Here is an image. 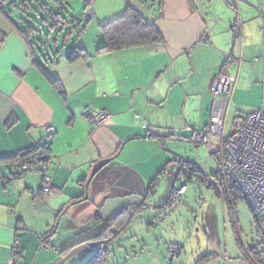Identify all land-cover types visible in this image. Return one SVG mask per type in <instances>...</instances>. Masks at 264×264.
<instances>
[{"label":"crops","instance_id":"1","mask_svg":"<svg viewBox=\"0 0 264 264\" xmlns=\"http://www.w3.org/2000/svg\"><path fill=\"white\" fill-rule=\"evenodd\" d=\"M13 1L16 3L10 7V2H0V159L44 143L45 128L52 127L55 134L47 175L54 193L47 196L41 192L40 167L23 178L4 181L10 176L9 170L6 164L0 165V264H11L16 240L22 264H54L66 249L103 234L106 222L122 211L146 205L148 194H143V188L142 194L127 197L131 193L128 176L113 173L116 177H111V184L110 177L98 178L106 166L87 184L93 166L104 159H116L120 148L125 151L135 141L138 145L131 166L138 171L142 187L152 182L164 167L168 140L179 137L191 142L196 131L208 129L213 107L210 87L222 73L236 78L225 136L234 135L244 118L263 103L264 0H237L241 45L233 31L235 0H92L88 9L92 17L81 35L75 29L88 11L84 0L83 9L78 7L80 14L71 20L64 6L74 0H27V10L34 13L36 6L38 15L46 16L50 25L52 17L60 19L52 26L66 32V39H83L89 31L96 34L92 48L84 41L79 43L84 44L81 48L75 45L73 50H85L86 57L74 62L68 60L73 50H61L60 37L52 46L40 24H35L32 31L40 41L30 45L17 30L19 24L31 27L29 18L27 24L20 17L26 8L22 1ZM128 9L155 24L162 42L98 54L106 42L103 27L120 19ZM40 20L45 22L43 17ZM49 45L52 49H47ZM35 60L58 81L57 85ZM223 102L218 100L220 106ZM87 109L92 114L106 112L110 118L97 126L85 114ZM151 135L164 137V142L149 138ZM214 140L218 165V139L209 146L213 147ZM217 172L205 173L214 175L213 182L210 178L207 183L193 182L208 190L206 203H213L209 219L213 230L223 222L226 234L230 226L238 244L242 219L239 204L244 203L251 211L243 200L237 202L232 213L226 203L223 210ZM186 190L184 196L189 187ZM85 213L95 216L93 227L70 228ZM252 220L255 223L253 215ZM256 230L259 237L258 227ZM204 254H213L214 260L221 258V251L214 248ZM225 258L226 263H244L236 252Z\"/></svg>","mask_w":264,"mask_h":264},{"label":"rangeland","instance_id":"2","mask_svg":"<svg viewBox=\"0 0 264 264\" xmlns=\"http://www.w3.org/2000/svg\"><path fill=\"white\" fill-rule=\"evenodd\" d=\"M64 7L71 16L69 20L77 18L80 14L78 7L83 9V0H74V3ZM15 15L18 14L15 13ZM26 16L37 18L36 14L32 12L29 15H20L25 20L30 18ZM42 17L46 19V16ZM38 22L43 31L50 35L52 46L60 37L58 45L65 52L73 50L75 45L81 48L84 44L79 43H83V41L87 42L90 49L92 48L91 44L97 40L95 39L96 34L92 31H89L80 40L77 39L78 36L66 39V32L59 30L58 27H52L48 21H45L46 23ZM17 23L19 24V22ZM84 24L86 25L87 22L85 21ZM129 145L125 151L122 149L123 151L121 150L116 159L102 170L98 178L110 177L108 183L111 184V177L115 176L114 174L117 177L119 175L128 176L131 182V193L127 197L133 198L137 194H142V188L145 195L151 182L142 187V180L138 176V171L131 166L138 144L133 141ZM216 147V140H214L213 147L208 144L195 145L193 141L190 142L179 137L166 142L164 148L166 150L164 152L166 170L164 174L159 177L154 189L149 193L143 210H138L129 226L111 242L109 256L104 264H198L206 254L204 251L213 248L221 251V258L204 264H230L229 262L226 263L225 257L227 254L232 256V252L243 257L230 226H227V234L223 222L221 225L219 224V229L213 230L214 226L209 221L213 203L212 200L206 203L207 188L198 185L196 182L189 183L187 185L189 191L183 196L180 206L176 209L168 206L171 182L178 169L177 162L172 161L175 159L191 162L196 164L204 173L215 172L219 168L216 162L217 153H214ZM112 170L114 171L112 172ZM157 175H154V178ZM239 207H241L240 216L242 219H240L241 232L238 238L243 246L253 248L257 253H260L264 262V248L257 235V226L253 222L252 215L246 205L241 202ZM214 210L216 212V208ZM219 212L220 221H222L223 213L221 210ZM94 221L95 216L85 213L77 223H72L73 227L70 226V228L75 229L77 225H80L83 230H87L93 227ZM67 235L70 237L71 233H67ZM66 238L64 235L63 239ZM170 247H182V255L180 257L175 256L173 261H170ZM93 254L94 250L90 247H80L65 258L59 257L54 264H87ZM238 263L241 264L240 262H232L231 264Z\"/></svg>","mask_w":264,"mask_h":264},{"label":"built area","instance_id":"3","mask_svg":"<svg viewBox=\"0 0 264 264\" xmlns=\"http://www.w3.org/2000/svg\"><path fill=\"white\" fill-rule=\"evenodd\" d=\"M148 3H154L157 0H146ZM230 2L232 0H225ZM236 5L232 6L237 13L233 31L235 33L236 42L242 44V21L239 17ZM92 11L88 10L84 17L90 19ZM227 74V73H226ZM227 80L221 83L213 82L210 92L213 96V107L211 111L209 126L206 131H196L193 142L195 145L212 144L213 139H218V172L217 179L220 181L223 191L226 193L232 189L239 190L248 204L250 211L256 221L258 229L264 241V99L261 107L248 114L241 123L238 131L227 137L224 134L225 119L228 109V103L231 99L236 78L225 75ZM223 100L224 105L220 106L218 100ZM90 120L97 126L105 124L110 115L106 112L91 113L90 109L85 111ZM55 134V130L46 126L45 139L51 142ZM45 162L46 166L51 163V157L43 155L41 151L34 152L17 162L9 163L8 168L11 172L26 171L31 165L38 162ZM25 177V176H24ZM12 179V178H10ZM179 183V184H178ZM187 183L182 177L175 183L173 192L170 196L171 207L176 209L180 206L181 200L186 193ZM41 190L46 195L54 193V188L48 177L41 186ZM19 242L16 240L14 249L18 250ZM169 253L172 258L182 255L181 247H170ZM11 264H22L19 257L14 255Z\"/></svg>","mask_w":264,"mask_h":264},{"label":"trees","instance_id":"4","mask_svg":"<svg viewBox=\"0 0 264 264\" xmlns=\"http://www.w3.org/2000/svg\"><path fill=\"white\" fill-rule=\"evenodd\" d=\"M5 1L10 2L8 7H10L12 4L16 3L13 0H0V2H5ZM19 1H22L23 2L22 5H24L23 7L26 8V9L22 10L21 14L29 15L31 12L28 11L27 9H29L30 7L25 5L27 0H19ZM84 2L86 5V10H88L89 7H91L92 0H84ZM29 5H31V4H29ZM33 7L35 10L33 12H34V14H36L37 18L26 16V17H30L29 21L31 23H33V25L29 24V26H31L30 28H27V27L25 28V27H22L21 25H18L19 28L17 29L18 32L23 36V38H25L29 42L30 45L32 42H35V40L40 39L36 36L33 37L32 31L36 29L35 24H39L38 21H41L40 19H42V15H40V14L38 15V13H37L38 12V10H36L37 7L34 5H33ZM22 19H24V18H22ZM46 20H47V18L46 19L43 18V21H46ZM85 21L87 22L88 19H85L83 17L80 21H78V24H77L76 29H75L76 33H78V35H81L84 32L85 27H86V25L84 24ZM51 22L53 24H59L60 19H58L57 17H52ZM26 23L28 24L27 21H26ZM103 34H104L106 42L104 45H102L97 50L98 54H108V53L113 52V51H121V50H125V49L140 48V47H145L147 45H151L154 43L162 42V36L160 35V32L158 31V28L156 27V25L153 23L147 22L146 20H144L140 16L139 13H137L136 11H134L132 9H128L120 19H118V20L112 22L111 24L103 27ZM45 35H46V37L50 36L48 34H45ZM32 37H33V39H32ZM44 44L46 46L48 45L47 42H45ZM37 47H38V49H40L39 46H37ZM47 49H52V47L49 45V47H47ZM55 56H56V54L54 53V57ZM84 57H86V51L81 50L79 48L74 49L72 52H70L68 54V60L70 62H74V61L81 59V58H84ZM34 63L38 67H40V69L43 71V73L47 75V77L50 79V81L54 85L58 84V81L55 78H53L51 75L48 74V71L41 64V62H39L38 60H35ZM226 66H227V64L223 66L222 70H225ZM149 138L155 139V140H158L161 142H164V139H165L164 137L156 136V135H151ZM50 147H51V142L50 143L49 142L42 143V144H40V145H38V146L28 150V151H23V152H20L16 155L0 159V165L3 163V164H6L8 167L9 163H13V162L15 163L18 160H20V158H23V157H25L29 154H32L34 152H37V151H41V153L43 155L51 157ZM120 151H121V148L119 149L117 155L119 154ZM172 162H177L179 167H181V172L179 173L177 181L180 180L182 177L185 179L187 184L192 183L194 179H197V181L203 182V183L204 182L207 183L208 178H211L214 181L215 177L212 173H209V175L206 176L205 173L194 163L184 162V161L175 160V159ZM39 167H40V170H39ZM47 167L48 166L45 165V162L42 161V162H38V163L31 165L30 168H28L26 171H22V170L18 171V172L9 171L10 176L4 177V181L9 180L10 178H12V179L23 178L24 176L31 173L32 171L39 170L43 174V182H42V185H43V183L45 182V178L48 177ZM8 170H9V168H8ZM165 170H166V167H164L158 173V175L153 179V181L150 183L148 191H147L148 195L154 189L155 183L158 181L159 177L164 174ZM221 189L223 191L222 187H221ZM41 192L43 193L42 190H41ZM44 195H46V194H44ZM47 196H49V195H47ZM222 197L224 198L225 203H226L230 213H232L231 211L234 210L233 208L235 207V205L237 204V202L239 200L246 201L243 194L239 190H234V189H232L228 193L223 191ZM170 202H171V198H169L168 206H171ZM145 206H146L145 204L141 205V206H134V207H130V208L122 211L116 217H114L113 219H110L106 222L108 226H107L106 231L103 234L66 249L62 255L64 257H67L69 254H71L77 248L82 247V246H88L92 250H94V254L87 264H104L106 262L108 256H109V252H110L109 246H110L111 242L129 226V224L132 222V218L135 215V213L138 210H141V209L143 210V208ZM99 222L102 223V220L99 219ZM255 224H256V221H255ZM258 234H259V238L261 241V245L264 248V241H263V238L261 236L259 229H258ZM238 244H239V247H240L242 254H243L242 261L245 264H264L263 260L261 259L260 253H257L255 249L250 248V247L245 248L241 244V241L239 238H238ZM14 255L18 256L20 261H22L21 260L22 251L20 248H18L17 252L15 249H13V256ZM212 260H214L213 254H207L200 259L198 264H204L206 262H211ZM172 261H173V259H172Z\"/></svg>","mask_w":264,"mask_h":264},{"label":"water","instance_id":"5","mask_svg":"<svg viewBox=\"0 0 264 264\" xmlns=\"http://www.w3.org/2000/svg\"><path fill=\"white\" fill-rule=\"evenodd\" d=\"M225 75H228L226 73H222L218 79H217V82L222 84L221 81L224 79V80H227L226 79V76ZM114 160V157H111V158H108V159H104V160H101L99 161L98 163H96L93 168H92V171H91V174L89 176V179H88V182L87 184H90V182L93 180V178L105 167L107 166L110 162H112ZM181 172V167H178L176 173L174 174L173 176V179H172V182H171V187H170V196L173 192V189H174V186H175V183L177 182V179H178V176H179V173ZM211 182H213V179L210 178ZM224 199V198H223ZM225 209V200H224V204H223V210ZM173 258L170 259V261H172Z\"/></svg>","mask_w":264,"mask_h":264},{"label":"flooded vegetation","instance_id":"6","mask_svg":"<svg viewBox=\"0 0 264 264\" xmlns=\"http://www.w3.org/2000/svg\"><path fill=\"white\" fill-rule=\"evenodd\" d=\"M179 181V180H178Z\"/></svg>","mask_w":264,"mask_h":264}]
</instances>
